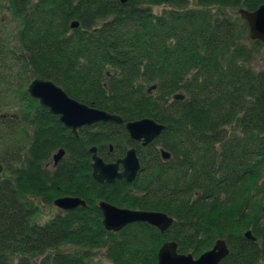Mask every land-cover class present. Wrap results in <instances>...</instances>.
Listing matches in <instances>:
<instances>
[{"label": "trees", "instance_id": "16d2710c", "mask_svg": "<svg viewBox=\"0 0 264 264\" xmlns=\"http://www.w3.org/2000/svg\"><path fill=\"white\" fill-rule=\"evenodd\" d=\"M261 4L0 0L14 21L6 29L0 17V264H100L94 249L112 264H156L165 241L197 257L217 238L229 249L219 264H264V43L248 38L238 13ZM35 77L123 123L97 122L73 135L28 94ZM14 106V116L4 111ZM144 117L165 129L141 146L124 123ZM92 146L104 161L135 147L134 181L97 183ZM59 148L65 153L53 164ZM61 196L86 206L34 222L36 199ZM101 200L162 211L173 222L163 233L145 222L108 231ZM248 229L255 241L243 237ZM67 245L75 251L60 249Z\"/></svg>", "mask_w": 264, "mask_h": 264}, {"label": "water", "instance_id": "95a60500", "mask_svg": "<svg viewBox=\"0 0 264 264\" xmlns=\"http://www.w3.org/2000/svg\"><path fill=\"white\" fill-rule=\"evenodd\" d=\"M124 1V0H122ZM238 13L248 26V38L260 40L264 43V4L249 11L239 8ZM78 22L72 21L71 28L77 27ZM152 85L148 90L154 89ZM28 94L36 99L40 105L46 107L49 112L57 115L59 123L68 128L77 136V131L83 126H90L97 122L121 124V116L104 109L90 107L70 97L62 87L51 80L35 77L27 85ZM175 99L184 98V94L176 93ZM125 129L131 140L141 142L142 146L150 144L165 129V125L156 122L153 118L144 117L125 123ZM91 153V176L97 183H111L115 179H125L133 182L140 169V162L134 147L129 148L125 155L113 162L104 161L98 154L95 146L89 149ZM65 151L59 148L52 156L53 164H56ZM164 160L170 158V153L160 149ZM3 165L0 162V173ZM53 204L62 211L73 209L77 206L85 207L84 200L76 196H61L53 200ZM102 214V224L105 230L117 232L133 222H145L155 226L163 233L173 222V218L162 211L130 209L119 207L105 200L98 202ZM243 237L255 241L256 237L251 230L243 232ZM174 240L165 241L157 251L156 264H219L229 252L224 238H217L213 245L194 257L191 253H180Z\"/></svg>", "mask_w": 264, "mask_h": 264}, {"label": "rangeland", "instance_id": "374dc122", "mask_svg": "<svg viewBox=\"0 0 264 264\" xmlns=\"http://www.w3.org/2000/svg\"><path fill=\"white\" fill-rule=\"evenodd\" d=\"M194 4V0H188V5L189 6H193ZM165 6L163 5H159V6H153L152 10L155 13H159L161 12V10L164 8ZM0 17L3 18L1 25L3 28L8 29L10 26H14V21L9 19V15L6 12H0ZM0 25V26H1ZM4 111H6V113H9L8 115H15L16 112V107H11V108H4ZM2 146H0V153L2 154ZM36 202L38 203V208H37V212L34 216V222L37 223H44L47 219H49L51 216H53L54 214H56L57 212H59V208H57L54 204L52 203H44L41 202L40 200L36 199ZM61 250H65V251H75V247L74 246H61L60 247ZM104 250H99V249H94L92 251V260L94 262L100 263V264H112L110 260H108L104 255Z\"/></svg>", "mask_w": 264, "mask_h": 264}, {"label": "flooded vegetation", "instance_id": "af4514ba", "mask_svg": "<svg viewBox=\"0 0 264 264\" xmlns=\"http://www.w3.org/2000/svg\"><path fill=\"white\" fill-rule=\"evenodd\" d=\"M14 116V115H13ZM123 123V122H122ZM121 123V124H122ZM126 123V122H125ZM125 123H124V127H125ZM128 134V133H127ZM132 141H134V140H132ZM135 142H137L138 144H140L141 146H142V144H141V142H138V141H135ZM131 147H133V146H131ZM130 148V147H129ZM135 148V147H134ZM111 150V149H110ZM136 150V149H135ZM106 162H113V161H106ZM60 210V209H59Z\"/></svg>", "mask_w": 264, "mask_h": 264}]
</instances>
